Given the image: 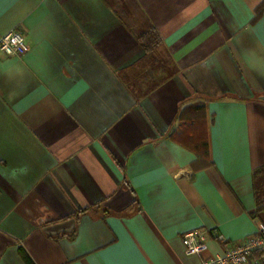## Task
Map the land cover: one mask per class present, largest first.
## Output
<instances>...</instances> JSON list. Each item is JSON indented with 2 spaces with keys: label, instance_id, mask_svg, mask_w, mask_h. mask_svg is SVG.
<instances>
[{
  "label": "crops",
  "instance_id": "crops-1",
  "mask_svg": "<svg viewBox=\"0 0 264 264\" xmlns=\"http://www.w3.org/2000/svg\"><path fill=\"white\" fill-rule=\"evenodd\" d=\"M261 1L0 0V36L27 45L0 49V264H213L218 234L257 230ZM149 27L165 66L136 64ZM201 99L212 164L192 172L166 133ZM194 229L207 248L188 254Z\"/></svg>",
  "mask_w": 264,
  "mask_h": 264
},
{
  "label": "trees",
  "instance_id": "trees-1",
  "mask_svg": "<svg viewBox=\"0 0 264 264\" xmlns=\"http://www.w3.org/2000/svg\"><path fill=\"white\" fill-rule=\"evenodd\" d=\"M263 7L264 0H262L261 3L256 7L255 12L257 15L260 13ZM137 39L142 46L143 55L136 64H144V62H147L149 66L153 65V67H155L159 62L160 67L165 66L164 64L160 63L161 59L157 54L162 50L161 38L153 27H149L147 31L138 34ZM170 73H172V71ZM123 81L127 84L130 92L134 96L144 94L145 90L140 91V87H138L136 82L131 80L129 81L127 78H123ZM147 86L148 89H150L156 86V84ZM201 100L202 101L200 103L195 105L186 104L182 106L178 113L177 124L166 133L168 138L188 148L194 153L195 158L190 164L192 172L207 166H211L212 164L209 158L207 125L204 106L205 100ZM251 178L255 202L254 210L251 213L253 215L260 212L264 213V163L252 169ZM123 181L124 185L132 191L133 189L125 177ZM134 200H136V198ZM74 234L75 229H73L71 232V236ZM21 257L23 258L25 264H33L29 256L22 251Z\"/></svg>",
  "mask_w": 264,
  "mask_h": 264
},
{
  "label": "built area",
  "instance_id": "built-area-1",
  "mask_svg": "<svg viewBox=\"0 0 264 264\" xmlns=\"http://www.w3.org/2000/svg\"><path fill=\"white\" fill-rule=\"evenodd\" d=\"M0 49L6 54L22 55L27 50V45L23 35L12 29L0 36ZM217 239L222 248L211 257L213 264H264V215L254 233L233 240H227L218 234ZM181 242L188 254H198L207 248L203 233L198 229L182 233Z\"/></svg>",
  "mask_w": 264,
  "mask_h": 264
}]
</instances>
